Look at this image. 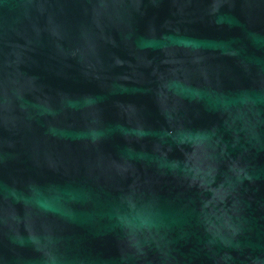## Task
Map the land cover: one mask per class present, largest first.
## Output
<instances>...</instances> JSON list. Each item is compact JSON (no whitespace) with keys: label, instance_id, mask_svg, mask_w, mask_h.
Segmentation results:
<instances>
[{"label":"water","instance_id":"95a60500","mask_svg":"<svg viewBox=\"0 0 264 264\" xmlns=\"http://www.w3.org/2000/svg\"><path fill=\"white\" fill-rule=\"evenodd\" d=\"M0 264H264V0H0Z\"/></svg>","mask_w":264,"mask_h":264}]
</instances>
